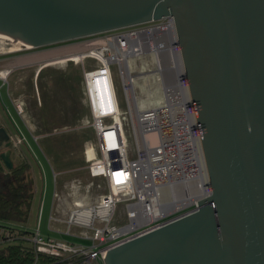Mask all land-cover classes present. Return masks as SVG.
Returning a JSON list of instances; mask_svg holds the SVG:
<instances>
[{
  "label": "water",
  "instance_id": "95a60500",
  "mask_svg": "<svg viewBox=\"0 0 264 264\" xmlns=\"http://www.w3.org/2000/svg\"><path fill=\"white\" fill-rule=\"evenodd\" d=\"M172 18L212 196L104 264H264V0H0V53ZM1 158L11 141L0 127Z\"/></svg>",
  "mask_w": 264,
  "mask_h": 264
},
{
  "label": "built area",
  "instance_id": "2783aa9c",
  "mask_svg": "<svg viewBox=\"0 0 264 264\" xmlns=\"http://www.w3.org/2000/svg\"><path fill=\"white\" fill-rule=\"evenodd\" d=\"M24 50L53 53L37 60L45 67L68 62L82 67L84 102L96 141L87 144V168L108 189L97 203H76L67 221L66 234L90 244L45 238L39 228L35 231L29 240L38 255L50 259L45 264H103L107 252L200 211L199 201L212 196V188L187 82L182 88L176 85L175 55L180 49L172 18ZM150 56L154 66L138 71L137 60ZM87 58L96 60V69H86ZM162 61L168 69L162 68ZM112 67L121 79L126 110L116 93ZM15 68L0 70V91L9 85ZM140 79L151 104L139 96ZM152 93L159 94L156 104L150 101ZM17 109L23 113L21 106ZM120 204L125 206L124 221L117 219ZM71 228L85 231L74 234ZM5 235V241H11ZM35 264H40L38 258Z\"/></svg>",
  "mask_w": 264,
  "mask_h": 264
},
{
  "label": "rangeland",
  "instance_id": "374dc122",
  "mask_svg": "<svg viewBox=\"0 0 264 264\" xmlns=\"http://www.w3.org/2000/svg\"><path fill=\"white\" fill-rule=\"evenodd\" d=\"M33 51L19 49L0 53V70L15 66L13 64L29 56L36 58L35 61L17 64L8 78L9 85L0 91L1 125L6 126L4 128L10 135L16 159L18 155L27 159L36 177L35 199L24 228L30 233L39 228L45 238L88 245V241L66 234L69 228L67 221L74 210V203H97L108 193V189L102 179L92 178L87 168L85 150L88 143L96 141L91 127L92 116L84 102L82 67L72 62L45 67L37 60L53 53L44 56L40 55V50ZM84 63L87 70L97 68L93 58L85 59ZM166 63L162 61L163 67ZM136 64L138 71L147 64L154 66L151 56L137 60ZM111 71L117 96L122 109L126 110L118 70L112 67ZM143 87V80L140 79L137 91L140 98L147 102V88ZM158 99L159 94H151L152 103ZM17 105L22 107V114L18 112ZM5 146L6 142L0 144L3 152ZM54 173L57 175L54 176ZM66 184L68 188H64ZM54 190L56 211L54 220L49 221ZM124 213L125 206L118 205L119 221H124ZM83 231L81 228H71L74 234Z\"/></svg>",
  "mask_w": 264,
  "mask_h": 264
},
{
  "label": "trees",
  "instance_id": "16d2710c",
  "mask_svg": "<svg viewBox=\"0 0 264 264\" xmlns=\"http://www.w3.org/2000/svg\"><path fill=\"white\" fill-rule=\"evenodd\" d=\"M1 149L0 147V232H3L0 234L4 242L0 246V264H35L37 258L40 264L48 263L50 259L38 255L29 240L35 232L30 233L24 228L35 196L32 164L20 155L16 159L11 144L9 150L14 167L9 170L1 158ZM5 234L11 237V241H5Z\"/></svg>",
  "mask_w": 264,
  "mask_h": 264
},
{
  "label": "bare ground",
  "instance_id": "6f19581e",
  "mask_svg": "<svg viewBox=\"0 0 264 264\" xmlns=\"http://www.w3.org/2000/svg\"><path fill=\"white\" fill-rule=\"evenodd\" d=\"M174 45V49H176V46H177V44H176V42L173 44ZM170 47H171V45H170ZM27 48H30V47H27ZM17 50H19V49H17ZM13 51H15V50H13ZM179 51V50H178ZM48 54H50V53H42V54H40V55H47L48 56ZM39 55V56H40ZM38 56V55H37ZM38 56V57H39ZM44 56H42V57H44ZM160 57H162V55H160L159 56V58ZM37 59H39V58H37ZM161 59V58H160ZM36 60V58H31V57H29V58H27V59H24V60H21V61H16L17 63H15V64H13V65H17V64H21V63H28L29 61L31 62V61H35ZM161 66H162V68L164 69V70H166V68H167V66L168 65H166V66H164L163 67V64L161 63ZM175 72L174 73H176L177 74V87H180V88H182V84H184L185 82H186V78H185V75L183 74V72H182V68H183V63H182V58H181V54H180V52H179V54H177V55H175ZM168 69V68H167ZM180 73H182L184 76H183V78H182V76L180 75ZM187 87V86H186ZM155 99V98H154Z\"/></svg>",
  "mask_w": 264,
  "mask_h": 264
},
{
  "label": "crops",
  "instance_id": "0c3cea01",
  "mask_svg": "<svg viewBox=\"0 0 264 264\" xmlns=\"http://www.w3.org/2000/svg\"><path fill=\"white\" fill-rule=\"evenodd\" d=\"M1 119V118H0ZM4 127H6L5 125H3ZM32 172H33V177H34V181H35V187H36V177H35V173H34V171H33V167H32ZM55 174L56 173H54V176H55ZM57 175V174H56ZM101 179V178H100ZM64 188H68V185L66 184L65 186H64ZM36 190V189H35ZM55 193H56V191L54 190V193H53V200H52V205H51V210H50V213H51V215H50V219H49V221L51 220V216L53 217V214H54V212L56 211V209H55V197H54V195H55ZM34 199H35V196H34ZM34 201V200H33ZM33 205V204H32ZM84 205H89V204H84ZM76 207V203H74V208ZM49 227L52 229V227L49 225ZM56 230V229H55ZM57 232H59L58 230H56ZM54 240H56V239H54Z\"/></svg>",
  "mask_w": 264,
  "mask_h": 264
},
{
  "label": "flooded vegetation",
  "instance_id": "af4514ba",
  "mask_svg": "<svg viewBox=\"0 0 264 264\" xmlns=\"http://www.w3.org/2000/svg\"><path fill=\"white\" fill-rule=\"evenodd\" d=\"M40 51H43V50H40ZM40 51H38V52H40ZM34 52V51H33ZM42 62H44V61H42ZM40 64V63H39ZM2 126V125H1Z\"/></svg>",
  "mask_w": 264,
  "mask_h": 264
}]
</instances>
